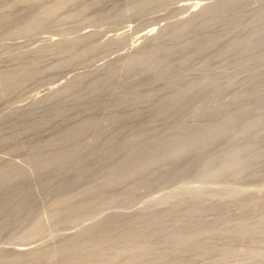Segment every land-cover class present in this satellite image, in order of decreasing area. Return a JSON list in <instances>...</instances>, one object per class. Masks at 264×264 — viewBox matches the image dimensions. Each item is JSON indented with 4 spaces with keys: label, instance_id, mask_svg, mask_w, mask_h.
<instances>
[{
    "label": "rangeland",
    "instance_id": "1",
    "mask_svg": "<svg viewBox=\"0 0 264 264\" xmlns=\"http://www.w3.org/2000/svg\"><path fill=\"white\" fill-rule=\"evenodd\" d=\"M177 1L0 2V251L21 244L40 245L31 255L0 252V264H264V136L252 144L249 139L233 143L242 125L237 120L208 145L219 125L234 119L243 106H260L264 95L235 104L228 113L200 116L190 123L188 113L194 105L185 94L176 100V106L159 105L154 98L135 103L120 99L114 86L90 82L69 86L51 110L22 115L11 112L14 106L69 78L65 73L72 77L98 61L133 52L139 46L135 42L139 34L150 26L169 24L164 34L188 28V23L173 24L188 14L186 9L185 13L174 10ZM186 1L195 4L198 0ZM235 7L231 15L236 14ZM262 7L264 0L243 4L238 10L244 15L243 22L228 38L246 31L245 26L256 25L264 16ZM49 11H53V20L40 22ZM223 25L220 22L216 28ZM125 26L132 30L128 37L106 43ZM86 28L98 30L96 36L69 40ZM50 35L67 43L60 50H30L43 46V39ZM16 40L23 44L17 41L20 46H3ZM176 40L178 43L180 38ZM262 54L264 45L245 72L224 55L222 81L241 78L219 101L230 100L259 79L264 82ZM127 75L124 72L116 79ZM207 85L212 87L207 90L219 89L214 81ZM259 115L260 110L252 111L245 122H260ZM184 120L188 126L181 124ZM84 123L91 125L81 126ZM204 139L207 146L201 147ZM183 143L197 146L175 162L142 170L156 160L153 155L169 154ZM70 153L76 155L73 162L39 171L50 156ZM109 154L114 156L107 161ZM211 154L216 156L210 158ZM242 154L251 161L244 173L239 175L237 168L225 175L218 172ZM79 160L87 162L83 164L89 171ZM141 170L142 179L132 177ZM18 172L23 176L6 180ZM126 174L128 179H124ZM110 181L114 182L108 185ZM231 189L242 192L228 193ZM136 212L147 214L145 220ZM155 220L165 222L153 224ZM94 221L99 223L73 238L61 237ZM124 234L128 236L122 238Z\"/></svg>",
    "mask_w": 264,
    "mask_h": 264
},
{
    "label": "bare ground",
    "instance_id": "2",
    "mask_svg": "<svg viewBox=\"0 0 264 264\" xmlns=\"http://www.w3.org/2000/svg\"><path fill=\"white\" fill-rule=\"evenodd\" d=\"M1 1L4 0H0V2ZM179 1L181 3L177 1L176 3L179 4L176 7L174 6V10L179 11L182 9L181 12L185 13L183 12V9L184 11L186 9L188 11L186 13L188 14L187 16L185 15L182 18L179 17L180 19L175 20L173 24L188 23V28L175 31L170 34H164V30L168 27L169 24L164 26H150V28H146L139 34L138 38L135 41L138 42L137 44L139 46H137L133 52L122 53V51L120 52L122 54H117V57L114 58L108 57L110 56L108 55L107 57L110 59L107 58V61H103L104 59L101 61V63H105L101 64L100 61H98L99 63H94V65L91 66V69H87L83 72L81 70V72L79 73L76 72L77 74L72 75V77L69 72V74L65 73L69 76V78L65 77L63 79L66 80V78H68L66 82L62 80V82L58 84L56 83V86L54 83H51L54 84V86L50 84V89L47 88L49 89L48 92H46L47 89H42L46 92L45 94L43 93L39 96L38 94H36L35 97L29 98L30 100L26 103L18 106L16 105V107L14 106L11 112L22 115L27 113H35L38 111L51 110L58 105L61 99L64 98L63 95L67 94L65 91L69 86L77 87L90 82L97 84L102 83V85L105 87L114 86L115 89L119 92L120 99H131L135 101V103L146 98H154L157 100V103L159 105L176 106V100L178 98H181L182 94H185L186 97H190V102L188 101V103L194 105L192 110L188 113L189 117L187 116L188 119L190 118V123L195 122L200 116L203 117L205 115H219L222 113H228L231 110L230 107H233L235 104H241V102L243 103L244 101H247L249 99H258L259 97L264 95V82L260 83L259 79L258 81L252 83L250 86L244 87L243 89L239 90L230 100L219 101L221 96L223 97L224 93L227 92L228 87L234 86L241 78H232L228 82L226 80L222 81L221 77L222 75L224 76L226 68V66L224 65V55H228V59L232 60L233 63H236L238 68L241 69V72H245V69L252 65L251 61L254 59V57H256V54L259 53L260 47L264 45L263 15L261 16L262 19H258V21H256V25L245 26L244 28L246 29V31H244L242 28L241 31H244L245 33L239 31L241 34L238 33V35L234 39L228 38L229 32H232L233 29H239L243 22L244 15L240 11H238L240 10L239 8L250 0H205L206 2L202 0H200L199 2L198 0L194 2L195 4H193L192 2L189 3L188 1L185 2V0ZM239 4L242 5L240 6ZM14 5L15 3L11 4V6ZM235 6L238 7V9L235 10L236 14L231 15V9L236 8ZM261 11L264 12V7L260 8V12ZM52 12L53 11L47 12L46 15L41 18L40 22H48L53 20ZM156 19L158 18L156 17ZM259 21L260 25H257ZM220 22H223L225 26L223 25V28L217 29L216 24ZM126 26L124 27L126 28L125 30L123 28L118 29L120 30L119 32H117L118 30H115L117 34L115 36H113L114 34L110 35L112 37L109 36L110 38L109 40L107 39L108 41L106 43H115L117 41H120L122 38L125 39L126 37H128V33L132 30L128 29L129 25L128 27ZM129 28H132V26H130ZM86 29L83 31L80 30L81 32L78 33L77 36L69 40H86L95 37L96 32H98L97 29L96 32L92 31V29ZM53 38L54 39H52L51 35L50 39L42 38L44 41L42 42L43 46H38L36 48L32 47L30 50L36 51L40 48L43 49L44 47L47 49H55L58 47V49L60 50L65 46L64 43H67L64 42L66 41L65 39L62 40L59 38L56 39L55 37ZM179 38L180 41L177 43L176 39ZM17 41L18 40H16V42L13 44L7 43L3 46H15ZM19 41L18 43L20 44ZM17 44L16 46H20L23 44V42L20 45ZM193 45H195V48L190 47ZM118 51L120 50L118 49ZM113 53H117V50ZM262 55L264 56V54ZM124 72L126 74L128 73L126 79H116L117 76H120ZM135 78L138 79L135 83L127 81L128 79L132 80ZM243 78L246 79V76H243ZM58 80H56V82H59ZM213 81L218 84V86H216L215 88L219 89L207 90V88H212L207 84L212 83ZM196 84H198V89H196ZM47 87L49 86L47 85ZM194 98H197L198 100H193ZM257 105L251 104L248 106H243L239 109L237 116H234V119L228 118L223 124L219 125L218 128L211 133V138L208 141V145H210L217 136L233 127L237 123V120H240L242 125L240 126L241 130L234 137L233 143H238L243 139H249V142L252 144L257 138L263 137L264 125L262 126V123L264 120V103L260 104V106ZM257 110H260V122L246 123V116L250 112ZM188 119L187 121H189ZM182 121L183 120H181V122ZM185 122L186 121L184 120V122L181 124H184ZM186 124L187 126L189 125L187 122ZM90 125L91 123H84L81 126ZM192 132L194 131H190L188 133L190 134ZM76 133H78V130H76L72 134ZM199 145L201 147H205L207 146V141L204 139ZM196 146L197 144L195 143H183L169 154H155L153 156L157 157L156 160H153L149 165L144 166L142 170H144L148 166H155L157 168L167 165V163L169 162H175L180 156H182V154H190L191 151L196 148ZM64 154L50 156L49 159L43 161L45 163L41 164V166L39 167V171L46 172L51 166L61 167L63 166V164H67L69 160L73 162L76 158V155L74 153H70L69 155ZM113 156L114 154H109V156L106 157V160H112ZM215 156V154H211L210 158H213ZM243 158L244 157L242 154V156H239L229 164H224L223 166H221L218 172L221 175H225L230 172L232 173V171L237 168L239 170V175L244 173L246 168H248L249 166V162L251 161H246ZM81 161L79 160L80 164H83L85 162L84 160V162ZM88 164L91 165L90 162ZM83 165H81V167L85 168L86 171H89V166L86 167V165ZM15 167H18V165L15 164ZM142 170L136 175L132 173V177L136 178L138 176V180L142 179ZM207 170L208 169H206L205 171L207 172ZM12 174L15 177H6V180L8 182L14 180L15 178H18L17 176H23L21 172ZM124 177V179H128L129 175L126 174ZM70 181H72L73 183L75 182L74 180ZM112 182L114 181H110L108 185H110V183ZM49 186L52 187V185L50 184ZM217 190L218 189H212L211 191L217 192ZM235 192L241 193L242 191L231 189V191H229L228 193ZM136 213H138V217L141 216V220H145L147 214H142L139 212ZM117 214L122 215L119 213ZM133 222L134 221H132L128 225L132 224ZM163 222L165 221L155 220L153 221V224H162ZM97 223H99V221L84 224L80 230H76L77 232H66V234L63 233L64 235L62 234L61 237H64L66 239L73 238L80 234L81 231H85L95 226ZM127 236V234H124L121 237L125 238ZM28 244H24L26 245L25 247L23 246V244H21V247L18 246L7 249L1 248L2 251L0 252L10 251L15 253L16 255H31L40 249L39 244H36L37 246L34 244V246L32 244V246Z\"/></svg>",
    "mask_w": 264,
    "mask_h": 264
}]
</instances>
